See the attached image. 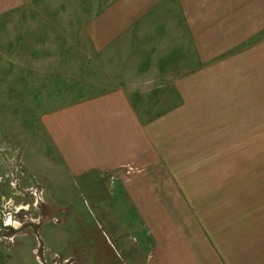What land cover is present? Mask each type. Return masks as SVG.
<instances>
[{"label":"rangeland","instance_id":"rangeland-1","mask_svg":"<svg viewBox=\"0 0 264 264\" xmlns=\"http://www.w3.org/2000/svg\"><path fill=\"white\" fill-rule=\"evenodd\" d=\"M0 2V264H264V0Z\"/></svg>","mask_w":264,"mask_h":264},{"label":"crops","instance_id":"crops-1","mask_svg":"<svg viewBox=\"0 0 264 264\" xmlns=\"http://www.w3.org/2000/svg\"><path fill=\"white\" fill-rule=\"evenodd\" d=\"M0 4H2V2H0Z\"/></svg>","mask_w":264,"mask_h":264}]
</instances>
